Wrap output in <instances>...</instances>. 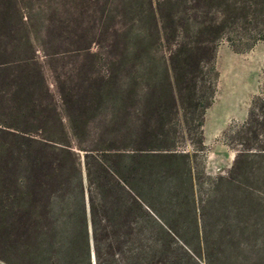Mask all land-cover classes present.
Returning a JSON list of instances; mask_svg holds the SVG:
<instances>
[{"label": "trees", "instance_id": "trees-1", "mask_svg": "<svg viewBox=\"0 0 264 264\" xmlns=\"http://www.w3.org/2000/svg\"><path fill=\"white\" fill-rule=\"evenodd\" d=\"M205 1L184 0L183 15L173 16L169 30L161 12L152 11L155 37L150 42L141 35L142 56L161 62L165 75L169 103L159 101L152 112L167 141L163 146H101L80 156L68 141L49 139L31 123L13 127L11 134L22 140L16 155L28 146L35 151L24 156L25 174L12 179L11 190L0 169V264H252L251 239L242 234L250 225L235 220L232 210L237 174L245 173L248 158L264 156V82L245 118L228 129L229 144L238 147L225 174L194 176L190 154L171 147L170 131L183 125L202 145L220 37L232 46L264 40V0H226L228 11L210 9ZM131 51L126 45L125 56ZM151 124L150 116L144 138ZM207 226L220 234L209 235ZM257 264H264V238Z\"/></svg>", "mask_w": 264, "mask_h": 264}, {"label": "rangeland", "instance_id": "rangeland-1", "mask_svg": "<svg viewBox=\"0 0 264 264\" xmlns=\"http://www.w3.org/2000/svg\"><path fill=\"white\" fill-rule=\"evenodd\" d=\"M183 1L0 0V169L5 189L25 174L24 156L35 151L28 146L21 157L16 155L22 140L11 134L14 126L31 123L32 130L41 128L49 139L68 141L80 156L84 149L101 146L128 150L137 143L159 147L167 142L152 113L159 101L169 103L165 75L161 62L142 56L141 35L147 33L150 42L155 37L152 11L161 12L169 30L176 22L173 16L183 15ZM225 1L205 2L210 9L228 11ZM128 44L132 51L126 57ZM214 65L216 90L202 116V145L186 125L170 131L171 147L190 154L194 176L225 174L230 167L238 146L229 144L228 129L245 118L251 97L264 82V40L232 46L222 36ZM150 116L144 138L142 126ZM248 161L245 173L237 172L232 213L250 225L242 234L250 236L249 259L257 264L264 238V156ZM178 230L184 236L191 233ZM210 230L205 228L209 235L220 234Z\"/></svg>", "mask_w": 264, "mask_h": 264}]
</instances>
